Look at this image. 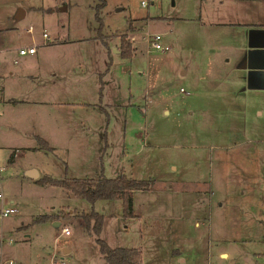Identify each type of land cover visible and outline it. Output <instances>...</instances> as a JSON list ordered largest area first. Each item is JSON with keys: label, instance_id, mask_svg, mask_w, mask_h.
Segmentation results:
<instances>
[{"label": "rangeland", "instance_id": "1", "mask_svg": "<svg viewBox=\"0 0 264 264\" xmlns=\"http://www.w3.org/2000/svg\"><path fill=\"white\" fill-rule=\"evenodd\" d=\"M143 1L106 0L96 11V0H0V49L17 55L33 43L39 82L48 70L51 83L74 80L66 93L83 102L73 114L86 128L69 147L86 156L61 164L60 176L153 180L132 190L129 216L120 198L94 203L100 238L137 247L142 264H264V88L249 86L238 63L249 30L264 25V0ZM122 34L132 55L120 52ZM20 176L3 186L18 211L0 220L1 258L108 264L82 217L92 204Z\"/></svg>", "mask_w": 264, "mask_h": 264}, {"label": "crops", "instance_id": "2", "mask_svg": "<svg viewBox=\"0 0 264 264\" xmlns=\"http://www.w3.org/2000/svg\"><path fill=\"white\" fill-rule=\"evenodd\" d=\"M24 13L25 11L22 14ZM257 36H261L260 41H256L255 37ZM247 37V43L240 48L238 61L239 67L245 71V53L248 48L262 45L264 25L252 27ZM56 40L59 41L58 38ZM29 46H34L33 52L20 53L18 51L17 55L13 54L11 49H0V53L4 52L0 56V133H3L5 138L0 140V183L3 192H5L3 186L7 188L6 179L18 175L19 172H21V181L27 182L28 180L34 186L47 187L51 184H40L36 179L45 174L61 177V164L66 166L71 164L70 159L86 156L77 147L86 126L83 121L79 122L77 115L74 117L75 113L73 114L74 106L83 102L68 97L66 93L69 83L74 80L66 78L60 85H57L56 82L51 83L50 77L53 70H48L49 75L45 77L46 80L39 82L41 71L36 69L37 63L41 59V53H37L33 43H30ZM23 47L26 48L25 46L19 48ZM68 105L72 107L70 117L54 115V108L62 109ZM57 134H62L66 141L60 144L56 143L53 137ZM38 136L47 141L51 147L50 150L41 147L37 139ZM71 143L76 144L77 148L69 147ZM74 148L76 152H73ZM89 156L87 159L92 162L94 158ZM31 168L37 170V177L33 178L28 175L27 172ZM63 173L62 176L66 175L65 171ZM76 177L94 176L86 174ZM12 194L15 193L12 192ZM7 198L11 203L14 202V198ZM219 254L222 253L219 252Z\"/></svg>", "mask_w": 264, "mask_h": 264}, {"label": "trees", "instance_id": "3", "mask_svg": "<svg viewBox=\"0 0 264 264\" xmlns=\"http://www.w3.org/2000/svg\"><path fill=\"white\" fill-rule=\"evenodd\" d=\"M106 0H96L94 5L96 11L104 6ZM132 26L129 24V27ZM120 52L122 55L131 54V44L125 34L120 36ZM40 145L45 150L51 147L47 141L37 137ZM40 184H51L61 187L68 193L86 199L92 204L89 212H84L82 217L85 220L86 228L96 235L95 241L99 252L108 264H142L141 252L137 247L110 246L104 239L99 237L103 224V213L94 209V203L100 199L120 198L122 201L123 214L129 216L131 195L133 189L150 188L153 180L148 178H133L119 173L115 176H105L100 174L98 177H76L64 175L61 177L45 174L36 179ZM50 214L43 213L35 216L33 222L45 221L50 218Z\"/></svg>", "mask_w": 264, "mask_h": 264}, {"label": "built area", "instance_id": "4", "mask_svg": "<svg viewBox=\"0 0 264 264\" xmlns=\"http://www.w3.org/2000/svg\"><path fill=\"white\" fill-rule=\"evenodd\" d=\"M145 3L146 2L142 0V4H145ZM42 34L44 37L48 36L46 31H43ZM146 35L150 36L151 44L153 48L163 49V50L167 49V45L162 46L161 43L159 42V40L161 39V34L159 32H154V33L146 32ZM34 49H35L34 46H29L26 48L23 47V48H19V52L20 53L33 52ZM17 211H18V208L12 205V203L5 196L4 192L2 191L1 183H0V220L10 214L17 213ZM61 231L64 233H68L69 228L67 226H62ZM3 238H4L3 231L0 228V264H5L6 262L12 264L14 261L11 258L8 260L1 258V248H2ZM53 264H68V262L59 260V261H55Z\"/></svg>", "mask_w": 264, "mask_h": 264}, {"label": "water", "instance_id": "5", "mask_svg": "<svg viewBox=\"0 0 264 264\" xmlns=\"http://www.w3.org/2000/svg\"><path fill=\"white\" fill-rule=\"evenodd\" d=\"M262 61V64L253 63L252 60ZM245 68H246V79L251 87L264 88V42L262 45L256 48L251 47L245 53ZM257 76L258 80L255 82L252 77ZM28 175L35 178L38 176V172L35 168L28 170ZM55 225H59V221H54ZM66 248H63V250Z\"/></svg>", "mask_w": 264, "mask_h": 264}, {"label": "flooded vegetation", "instance_id": "6", "mask_svg": "<svg viewBox=\"0 0 264 264\" xmlns=\"http://www.w3.org/2000/svg\"><path fill=\"white\" fill-rule=\"evenodd\" d=\"M255 39H256V41H260V40H261V36H257V37H255ZM252 62H253V63H259V64H262V61L255 60V59L252 60ZM252 79H253L255 82H257V80H258L257 76L252 77Z\"/></svg>", "mask_w": 264, "mask_h": 264}]
</instances>
